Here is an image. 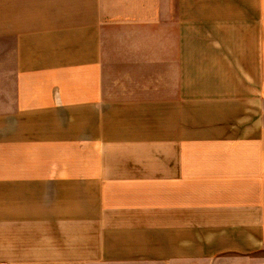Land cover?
<instances>
[{"label":"crops","instance_id":"crops-1","mask_svg":"<svg viewBox=\"0 0 264 264\" xmlns=\"http://www.w3.org/2000/svg\"><path fill=\"white\" fill-rule=\"evenodd\" d=\"M0 264H264V0H0Z\"/></svg>","mask_w":264,"mask_h":264}]
</instances>
